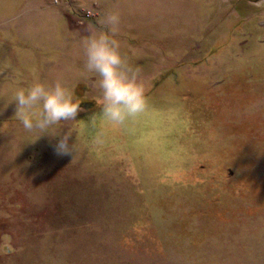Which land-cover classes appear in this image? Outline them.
Returning a JSON list of instances; mask_svg holds the SVG:
<instances>
[{
  "label": "rangeland",
  "instance_id": "1",
  "mask_svg": "<svg viewBox=\"0 0 264 264\" xmlns=\"http://www.w3.org/2000/svg\"><path fill=\"white\" fill-rule=\"evenodd\" d=\"M107 11L148 99L122 126L83 71L82 41ZM33 70L80 101L42 135L11 102ZM69 133L74 151L58 154ZM0 264H264V9L0 0Z\"/></svg>",
  "mask_w": 264,
  "mask_h": 264
},
{
  "label": "clouds",
  "instance_id": "2",
  "mask_svg": "<svg viewBox=\"0 0 264 264\" xmlns=\"http://www.w3.org/2000/svg\"><path fill=\"white\" fill-rule=\"evenodd\" d=\"M253 7L264 9V0H250ZM98 30H92L82 41L85 75L96 78L99 97L96 99L104 119L114 126H122L131 118L144 113L148 107L146 87L139 79V71L128 63L115 38L121 17L107 11L97 20ZM16 104L14 117L27 132L38 130L40 135L75 120L80 101L74 92L60 80L47 83L33 70L31 82L25 84L17 73L16 87L11 102ZM39 135V136H40ZM69 134L58 141V154H69L75 149L69 144ZM37 136V138L39 137Z\"/></svg>",
  "mask_w": 264,
  "mask_h": 264
}]
</instances>
